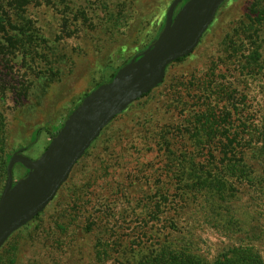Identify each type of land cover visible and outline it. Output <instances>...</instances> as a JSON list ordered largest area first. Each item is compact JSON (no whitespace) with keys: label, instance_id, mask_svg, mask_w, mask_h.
Listing matches in <instances>:
<instances>
[{"label":"rangeland","instance_id":"obj_1","mask_svg":"<svg viewBox=\"0 0 264 264\" xmlns=\"http://www.w3.org/2000/svg\"><path fill=\"white\" fill-rule=\"evenodd\" d=\"M172 1L31 0L19 10L13 17L21 30H14L18 47L0 39V166L19 150L38 158L69 112L157 38ZM253 1L226 0L194 52L171 65L159 87L103 129L54 200L6 241L0 264L119 263L122 247L140 232L137 220L149 219L148 207L138 208L137 199L148 196L155 181L175 183L176 174L165 171L162 145L171 127L192 130L196 110L221 109L228 103L223 95L230 93L237 106L232 117L243 120L232 131L243 137L264 130V29L255 38L235 40ZM255 52L260 55L256 68L246 62ZM169 131L165 138L175 151L203 148L189 134L172 137ZM240 144L245 145L244 137ZM25 175L15 166L14 182ZM5 180L1 172L0 194ZM201 236L200 250L209 259L227 244L209 228Z\"/></svg>","mask_w":264,"mask_h":264},{"label":"trees","instance_id":"obj_2","mask_svg":"<svg viewBox=\"0 0 264 264\" xmlns=\"http://www.w3.org/2000/svg\"><path fill=\"white\" fill-rule=\"evenodd\" d=\"M29 1L31 0H0V39L7 38L4 43L7 42L13 48L18 47L17 36H20L14 30L21 32L13 23V17L20 16L19 10H24ZM241 25L240 34L236 35L235 40L242 35H248L250 39L254 34L257 37V32L264 29V0L252 2L246 21ZM257 39L260 40V37ZM253 45L256 46L254 43ZM186 58L175 61L168 68ZM259 58L260 55L255 52L246 62L256 68ZM118 70L113 72L107 83ZM147 95L149 93L142 98ZM223 96L228 99V103L221 109L215 107L205 112L200 109L195 111L192 130L183 126H174L171 127L172 130H168L172 137L189 134V139L203 145L202 149L188 154L185 151L177 152L171 148L169 139L165 138L168 131L163 135L162 145L167 160L165 171L176 174L173 178L175 183L167 185L155 181L150 185L148 196L137 199L138 208L140 205L148 207L146 215L149 219L146 220L144 216L142 220H137L142 224L140 232L137 230L128 247H122L119 256L123 260H119L117 264H264V257L258 248L264 240V130L246 132L243 135L245 145L242 146L240 142L243 137L237 129L232 131V127L235 122L242 123L243 120L237 119L235 115L232 117L231 111L237 110L235 99L231 100L232 95L227 93ZM244 125L247 128L251 126L247 120ZM262 127L264 129V117ZM57 132L51 134L50 139ZM237 147L242 150L238 151ZM200 154L202 158H206L202 162L195 160ZM7 164L8 162L4 167L0 166V173L3 172L5 178ZM16 166L22 168L20 165ZM24 171L27 173L25 169ZM242 196L245 197L244 204L241 202ZM134 204L136 208V202ZM39 216L40 214L35 219ZM205 228L214 230L227 240V244L211 259L200 250L204 242L201 233ZM104 232L108 233L106 226ZM101 248H104V243H101ZM102 254L105 256L107 253L103 251Z\"/></svg>","mask_w":264,"mask_h":264},{"label":"water","instance_id":"obj_3","mask_svg":"<svg viewBox=\"0 0 264 264\" xmlns=\"http://www.w3.org/2000/svg\"><path fill=\"white\" fill-rule=\"evenodd\" d=\"M225 1L173 0L157 38L81 101L38 158L30 159L22 150L10 157L0 194V249L52 202L103 129L161 85L170 64L194 52ZM16 165L27 173L14 182Z\"/></svg>","mask_w":264,"mask_h":264},{"label":"flooded vegetation","instance_id":"obj_4","mask_svg":"<svg viewBox=\"0 0 264 264\" xmlns=\"http://www.w3.org/2000/svg\"><path fill=\"white\" fill-rule=\"evenodd\" d=\"M136 56H137V55H136ZM136 56H135V57H136Z\"/></svg>","mask_w":264,"mask_h":264}]
</instances>
